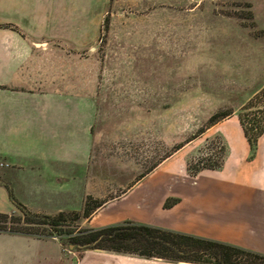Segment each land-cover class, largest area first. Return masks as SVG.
<instances>
[{
	"label": "rangeland",
	"instance_id": "obj_1",
	"mask_svg": "<svg viewBox=\"0 0 264 264\" xmlns=\"http://www.w3.org/2000/svg\"><path fill=\"white\" fill-rule=\"evenodd\" d=\"M26 6L47 17L40 20L47 28H69L72 61H86L96 111L91 163L103 177L101 199L119 197L168 153L193 177L189 169L198 159L214 164L220 149L224 157L238 113L251 119L259 110L264 118L263 105L242 111L264 87V0H0V24L21 23ZM226 112L186 142L210 116ZM12 214L30 219L19 209ZM124 221L103 223L93 214L76 225ZM28 237L39 240V264H109L114 255L73 249L64 237Z\"/></svg>",
	"mask_w": 264,
	"mask_h": 264
},
{
	"label": "crops",
	"instance_id": "obj_2",
	"mask_svg": "<svg viewBox=\"0 0 264 264\" xmlns=\"http://www.w3.org/2000/svg\"><path fill=\"white\" fill-rule=\"evenodd\" d=\"M20 18L0 24V213L16 205L39 215L79 211L84 197L103 196V177L91 163L96 111L86 61H72L69 28H47L40 23L47 17L27 6ZM224 146L218 170L190 177L174 153L91 215L264 255V130L250 149L237 120ZM166 199L176 203L164 209ZM113 254L109 264H188ZM39 258V240L0 233V264Z\"/></svg>",
	"mask_w": 264,
	"mask_h": 264
},
{
	"label": "trees",
	"instance_id": "obj_3",
	"mask_svg": "<svg viewBox=\"0 0 264 264\" xmlns=\"http://www.w3.org/2000/svg\"><path fill=\"white\" fill-rule=\"evenodd\" d=\"M258 105L264 106V87L246 102L242 107V111H247L252 108L256 109ZM257 114L263 115V111L255 110L251 113V119L246 118L248 115L244 113H238L236 116L243 137L250 149L255 147L257 139L262 135L264 130V118H257ZM230 115L231 112L213 114L206 121L203 128L199 129L186 142L199 136L221 117ZM180 147H175L172 152H175ZM222 153L223 151L220 149L218 160L214 164H210V157L198 159L196 167L189 169L192 175L200 170H218L222 163ZM170 155L171 153H168L160 161L152 164L150 168L140 175V178L148 174L162 160ZM105 202V199H94L86 196L82 201V206L79 211L60 212L54 215L32 214L20 205H16V209H19L25 215H29L30 219L20 221L12 213H0V233L34 237H64L67 246L73 249L89 248L141 259L163 260L172 263L264 264V255L261 254L221 242L131 221H124L119 224L103 226L97 229H80L77 227L76 223L78 220L88 219ZM175 203V199H166L162 207L167 209ZM63 227H67V229H62Z\"/></svg>",
	"mask_w": 264,
	"mask_h": 264
}]
</instances>
